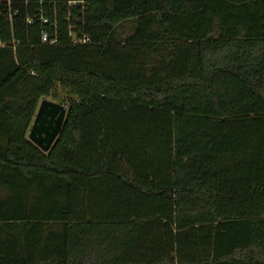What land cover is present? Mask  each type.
I'll return each mask as SVG.
<instances>
[{"label": "trees", "instance_id": "16d2710c", "mask_svg": "<svg viewBox=\"0 0 264 264\" xmlns=\"http://www.w3.org/2000/svg\"><path fill=\"white\" fill-rule=\"evenodd\" d=\"M0 264H264V0H0Z\"/></svg>", "mask_w": 264, "mask_h": 264}, {"label": "water", "instance_id": "95a60500", "mask_svg": "<svg viewBox=\"0 0 264 264\" xmlns=\"http://www.w3.org/2000/svg\"><path fill=\"white\" fill-rule=\"evenodd\" d=\"M65 112V106L59 102L47 98L41 99L27 138L43 151H47L56 139L64 121Z\"/></svg>", "mask_w": 264, "mask_h": 264}, {"label": "crops", "instance_id": "0c3cea01", "mask_svg": "<svg viewBox=\"0 0 264 264\" xmlns=\"http://www.w3.org/2000/svg\"><path fill=\"white\" fill-rule=\"evenodd\" d=\"M79 183L81 188L85 189V192L89 194L88 197L80 199V203H82L83 206L86 203L100 205L101 203L106 204V202H110V197L108 196L107 198V194L112 190L113 183L109 179H81Z\"/></svg>", "mask_w": 264, "mask_h": 264}, {"label": "built area", "instance_id": "2783aa9c", "mask_svg": "<svg viewBox=\"0 0 264 264\" xmlns=\"http://www.w3.org/2000/svg\"><path fill=\"white\" fill-rule=\"evenodd\" d=\"M69 4L72 6V4H74V1L70 2ZM44 21H45V20H44ZM42 40H43V41L46 40V34H43V35H42ZM82 41L84 42L85 40L83 39Z\"/></svg>", "mask_w": 264, "mask_h": 264}, {"label": "rangeland", "instance_id": "374dc122", "mask_svg": "<svg viewBox=\"0 0 264 264\" xmlns=\"http://www.w3.org/2000/svg\"><path fill=\"white\" fill-rule=\"evenodd\" d=\"M47 99H48V100H51V101H55V100L51 99L50 97H49V98H47ZM56 101H57V100H56ZM56 101H55V102H56ZM57 102H59V101H57Z\"/></svg>", "mask_w": 264, "mask_h": 264}]
</instances>
